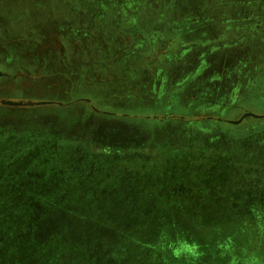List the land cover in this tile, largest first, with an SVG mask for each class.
Wrapping results in <instances>:
<instances>
[{
	"label": "rangeland",
	"instance_id": "1",
	"mask_svg": "<svg viewBox=\"0 0 264 264\" xmlns=\"http://www.w3.org/2000/svg\"><path fill=\"white\" fill-rule=\"evenodd\" d=\"M0 73V98L70 123L6 138L28 157L0 164V240L28 218L35 258L264 264V117L231 123L264 116V0H0ZM91 118L125 135L99 146ZM51 209L61 234L35 233Z\"/></svg>",
	"mask_w": 264,
	"mask_h": 264
},
{
	"label": "flooded vegetation",
	"instance_id": "2",
	"mask_svg": "<svg viewBox=\"0 0 264 264\" xmlns=\"http://www.w3.org/2000/svg\"><path fill=\"white\" fill-rule=\"evenodd\" d=\"M6 73H0V76H6ZM19 101H26V102H34V103H46L41 105H32V106H13L10 105L11 102H19ZM47 105H62V102L59 100H34L30 99L29 97H10V96H4L3 98H0V164L5 166V170L13 169L17 166V161H25L28 156L23 157H17L15 154H12L11 148L8 147L5 141L6 138L9 140H12L14 147L17 148L19 141L25 140L24 142L27 144V142L31 140V136H28L30 132H28V127L33 126H39V127H49L51 132L49 130H46L45 135H41V137L44 138H51V140H55L51 135L53 133V130H56L57 132L64 131V129L70 127V123L65 119H62L59 115H49L45 113H36L35 107H41V106H47ZM55 107V106H53ZM92 109H94V106H91ZM95 110V109H94ZM100 110V109H98ZM14 111V112H12ZM20 111V112H17ZM22 111V112H21ZM25 112H28V114H25ZM20 113V114H17ZM24 113V114H22ZM104 114L109 117L116 116V114H107L106 111L101 110V112H97ZM124 117L128 115H123ZM92 119V118H91ZM74 122H78L76 125H80L82 127H86V130H88L90 138H93L94 143L99 146H105L108 142V138L112 136L119 135L120 137L125 135L123 134L122 127H113L112 121H101L98 127L94 130V124L96 123L93 119L91 121H88L87 123L85 121L81 122V120H75ZM75 125V124H74ZM75 125V127H76ZM59 129V130H57ZM74 130V129H73ZM59 131L60 137L63 136V133ZM25 133V137H21V135ZM122 133V134H121ZM59 137V136H58ZM57 137V138H58ZM1 138L3 140H1ZM27 138V139H26ZM31 152V151H30ZM30 152H27V155H29ZM15 153V152H13ZM17 153V151H16ZM32 175V174H31ZM45 175V174H44ZM1 177V175H0ZM53 205H49V207L52 208ZM48 207V209H49ZM43 210V207H42ZM50 210V209H49ZM52 212L48 215L41 214V216L37 217V226H35L36 230L35 233H43L42 231L44 227L49 229L47 226L51 224V229L46 232L49 234V236H52L53 232L55 234L60 235V225L58 224V215L55 209H51ZM45 211V210H44ZM51 217H55V219H50ZM41 219V220H40ZM50 220V221H49ZM56 222V226L55 222ZM31 221V219H24V227L23 230H25V239L23 238V246L19 247L21 242L15 240V243L12 239H14L16 232H12L10 230V233L6 235L5 239L0 240V264H72L75 262L76 259L69 261L68 263L64 262L62 259H49L47 257H43L44 255L41 253L38 258L33 257L32 254V247L33 244H28L29 240H32V234H33V226L28 224V222ZM28 231V232H27ZM86 232V231H85ZM88 232V231H87ZM86 232V233H87ZM29 237V239H28ZM22 240V241H23ZM50 241V239H49ZM49 241H40L35 242V246L40 248L43 251H56L59 249V247L55 244H51ZM53 242V241H52ZM57 242V241H55ZM58 243V242H57ZM14 244V245H13ZM18 244V245H16ZM78 249V248H76ZM76 249L75 254H76ZM28 252H30V258H28ZM47 255V254H45ZM9 256V259L7 258ZM36 260L38 262H36ZM90 263V262H89ZM94 264V263H90Z\"/></svg>",
	"mask_w": 264,
	"mask_h": 264
},
{
	"label": "clouds",
	"instance_id": "3",
	"mask_svg": "<svg viewBox=\"0 0 264 264\" xmlns=\"http://www.w3.org/2000/svg\"><path fill=\"white\" fill-rule=\"evenodd\" d=\"M166 239L165 234L162 233L161 242ZM188 254L190 256L196 257L199 256V245L196 242L188 243L182 242L179 247L172 249V255L179 258L181 255ZM235 264V262H233Z\"/></svg>",
	"mask_w": 264,
	"mask_h": 264
},
{
	"label": "water",
	"instance_id": "4",
	"mask_svg": "<svg viewBox=\"0 0 264 264\" xmlns=\"http://www.w3.org/2000/svg\"><path fill=\"white\" fill-rule=\"evenodd\" d=\"M41 104H46V103H41V102H38V103H34V102H26V101H19V102H11L10 105H13V106H32V105H41ZM246 117H255V118H262L264 116H258V115H255V114H252V113H248V114H245L240 120L238 121H233L231 122L232 124H239L241 123L244 118Z\"/></svg>",
	"mask_w": 264,
	"mask_h": 264
}]
</instances>
